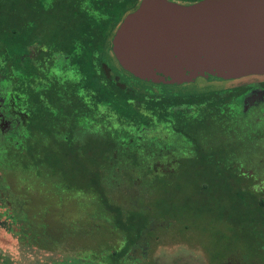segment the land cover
I'll use <instances>...</instances> for the list:
<instances>
[{
    "label": "trees",
    "instance_id": "obj_1",
    "mask_svg": "<svg viewBox=\"0 0 264 264\" xmlns=\"http://www.w3.org/2000/svg\"><path fill=\"white\" fill-rule=\"evenodd\" d=\"M175 1L189 4L199 0ZM8 2L10 16L0 0L1 24L16 34L23 24L29 33L41 26L44 45L74 56L75 64L90 79L89 98L84 101L80 95L74 107L64 104L69 109L65 115L71 112L68 120L43 122L39 139L11 146L0 158L1 215L19 243L55 249L67 242L58 236L71 228L73 233L65 237L72 244L83 243L93 234L101 236L95 243L107 246L109 264L136 261L131 254L140 250L144 255L143 245L159 238L149 235L157 228V220L153 219L154 224L147 221L137 199L153 189L156 178L184 167L188 159L196 157L194 153L207 151L199 136L193 135L196 124H230L233 119L240 137L226 130L228 146L232 138L237 147L232 153L219 151L218 171L244 181L240 185L246 183L245 189L252 195H246V208L238 218L249 210L252 230L264 237V108L243 110L241 100L247 86L185 92V84L153 83L130 73L134 82H129L110 62V38L140 0H23L25 6ZM202 78L222 80L211 75ZM137 81L150 86H138ZM64 105L58 102L56 107ZM86 159L92 161V168H86ZM247 161L252 162L251 169L246 168ZM76 165L85 173L81 182L74 181ZM35 206L45 212L59 209L64 219L73 217V221L53 228L52 222L38 217L42 210L30 220L27 213ZM117 234L124 238L123 244H118ZM111 235L116 236L115 242L109 244L103 238ZM76 248L73 254L87 258L84 246ZM262 263L231 253L223 264Z\"/></svg>",
    "mask_w": 264,
    "mask_h": 264
},
{
    "label": "rangeland",
    "instance_id": "obj_2",
    "mask_svg": "<svg viewBox=\"0 0 264 264\" xmlns=\"http://www.w3.org/2000/svg\"><path fill=\"white\" fill-rule=\"evenodd\" d=\"M4 3V13L10 16L8 0H4ZM11 4L25 6L23 0H11ZM110 62L119 69L113 55H110ZM122 76L128 78L129 82H134V77L130 74L124 73ZM252 79L254 78L207 81L199 77L193 82L183 84L182 87L185 92L204 91L225 88ZM136 84L142 87L150 86L140 81ZM238 127L235 119L230 124L221 121L196 124L193 135L199 136L207 151L194 153L196 157L188 159L184 167L156 178L153 189L137 199L148 215L147 221L154 224L153 219L157 220V228L149 231V235L152 239L155 236L159 238L157 241L154 239V242L149 239L147 244L143 245L141 250L144 255H141L140 250L131 254L136 261L122 260L123 264H223L231 253L245 256L251 261H262L264 264V237L252 230L250 219L253 214L248 210V214L238 218L241 210L246 208V195H252V192L249 193L245 189L246 183L240 185L244 181H239L233 174L225 172L227 175H223L218 171L219 151L232 153L233 147H237V143H232V138L230 141L233 145L228 146L226 130L232 131V136L234 133L235 137H240ZM84 162L87 169L93 167L92 161L86 159ZM252 167V162L250 164L247 161L246 168ZM73 173L75 182L83 181L85 173L82 169L79 171V166H75ZM40 210L42 213L38 217L42 216L46 222H52L53 228L62 227L64 221H73V217L64 219L59 209L45 212L40 207L32 208V211L27 213L30 220L34 218L33 214ZM1 211L0 209V264H109L107 246L102 247L95 243L102 238L99 235L93 234V238L90 237L83 243L73 241L72 244L70 237H65L66 234L73 233L69 228L65 233H58V239L63 238L67 242L57 243L59 246L55 249L36 243L28 247L24 242L19 243L16 236L7 229ZM137 232L135 229L134 234ZM117 235L118 244H123L124 238H121V234ZM115 237L111 235L110 239H103L112 244ZM83 246V251L87 254L84 259L73 254L76 247Z\"/></svg>",
    "mask_w": 264,
    "mask_h": 264
},
{
    "label": "water",
    "instance_id": "obj_3",
    "mask_svg": "<svg viewBox=\"0 0 264 264\" xmlns=\"http://www.w3.org/2000/svg\"><path fill=\"white\" fill-rule=\"evenodd\" d=\"M111 51L122 69L153 83L264 74V0H140Z\"/></svg>",
    "mask_w": 264,
    "mask_h": 264
},
{
    "label": "flooded vegetation",
    "instance_id": "obj_4",
    "mask_svg": "<svg viewBox=\"0 0 264 264\" xmlns=\"http://www.w3.org/2000/svg\"><path fill=\"white\" fill-rule=\"evenodd\" d=\"M55 52L44 45L41 26L29 33L23 24L16 34L0 22V158L11 146L39 139L43 122L49 125L68 120L71 112L65 115L69 110L65 103L74 107L80 95L84 101L89 98V73L75 64L74 56ZM109 54L113 55L112 51ZM250 77L254 79L236 84L249 88L241 100L245 112L264 108V74L230 79ZM58 102L64 106L56 107ZM45 106L50 109L43 111Z\"/></svg>",
    "mask_w": 264,
    "mask_h": 264
}]
</instances>
